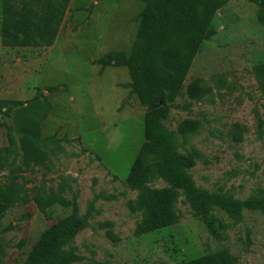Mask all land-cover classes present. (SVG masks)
Masks as SVG:
<instances>
[{"label": "rangeland", "instance_id": "1", "mask_svg": "<svg viewBox=\"0 0 264 264\" xmlns=\"http://www.w3.org/2000/svg\"><path fill=\"white\" fill-rule=\"evenodd\" d=\"M107 1L117 6L110 26L90 28L87 10H70L50 46L34 37L27 47L0 43V106L11 110L0 114V264H35L47 230L76 217L85 225L61 247L67 264H184L214 254L220 264H264L261 0H199L191 30L177 2L164 22L158 0ZM150 51L147 82L168 108L174 152L189 160L182 175L199 192L241 203L236 212L210 206L199 216L162 171L156 144L139 160L152 105L125 62ZM27 114L40 125L42 165L22 162ZM162 189L177 220L142 233L151 191Z\"/></svg>", "mask_w": 264, "mask_h": 264}, {"label": "trees", "instance_id": "2", "mask_svg": "<svg viewBox=\"0 0 264 264\" xmlns=\"http://www.w3.org/2000/svg\"><path fill=\"white\" fill-rule=\"evenodd\" d=\"M198 1L158 0L157 8L162 20L166 22L165 8L171 2H177L179 8L178 18L184 27L191 30L188 15L193 4ZM68 3L69 0H2L1 45L9 48L27 47L32 44V37L39 39L46 46L52 45ZM260 5L264 7V0L260 1ZM151 53L152 51L143 54L137 64L132 61L125 62L133 73L137 94L142 100L152 105V111L145 126L147 142L143 146L144 151L139 160L145 156L152 143L156 144L162 171L169 182L180 188L189 198L191 205L199 216H205L210 206H219L230 212H236L242 206L241 203L234 202L230 197L220 194L199 192L182 175V170L188 167L189 160L178 156L174 152L172 135L163 124V119L168 114V108L159 105L157 95L152 92L147 82L145 65ZM10 111V108L4 111L3 107L0 106V114L8 116ZM26 117V126L22 129V136L19 139L20 150L23 154L22 162L25 165H42L43 152L35 141L40 125L29 114ZM137 162L134 163L129 174V182L132 186L136 182L135 169ZM171 194L172 192L169 189L151 191L147 210L143 213L142 221L138 226L140 232L154 231L176 222L177 216L174 213ZM53 201L60 204L64 202L59 196ZM84 223V219L76 217L71 222L52 225L46 232V241L35 264L69 263L70 259L61 255V247L85 225ZM219 258V255L214 254L184 264H220Z\"/></svg>", "mask_w": 264, "mask_h": 264}, {"label": "crops", "instance_id": "3", "mask_svg": "<svg viewBox=\"0 0 264 264\" xmlns=\"http://www.w3.org/2000/svg\"><path fill=\"white\" fill-rule=\"evenodd\" d=\"M115 9H117V6H115L112 3H109L107 0H69L66 12L68 13V12H70V10H77V11H79V10H83V11L87 10V13L89 12V17L86 18V23H87L86 26H89L90 28L91 27L95 28L96 26L97 27L110 26L109 22L111 21V19L108 18L109 20H106L105 17L107 16V12L108 11H110V10L112 11V10H115ZM95 11H97L98 13L96 14ZM85 17H83V18H85ZM107 21H109V22H107ZM60 29H61V27H59L57 36H56V38L54 40L55 43L60 38L58 36L59 33H60ZM93 37H96V36H94V35H92L90 33V34L85 35L84 39L86 40V39L93 38ZM16 48H19V47H16ZM53 49H54V47H50V51L49 52H54ZM97 53H99V52H97ZM34 54L36 55L37 53H34ZM98 55L96 57H98ZM16 61H17V63L21 62V57L18 56L16 58ZM32 71H35V70H32ZM38 90L39 89L37 88V91ZM36 98H37V96L35 95L33 97H30L29 100L32 99V101H34V100L36 101L37 100ZM13 101L24 102V99L18 98V99H15Z\"/></svg>", "mask_w": 264, "mask_h": 264}]
</instances>
